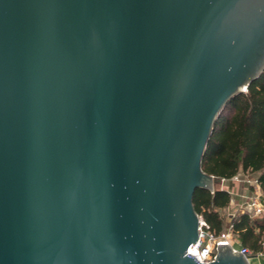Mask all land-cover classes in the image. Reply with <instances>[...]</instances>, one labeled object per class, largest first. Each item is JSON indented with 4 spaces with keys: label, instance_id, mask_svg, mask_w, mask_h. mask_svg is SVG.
Segmentation results:
<instances>
[{
    "label": "water",
    "instance_id": "obj_1",
    "mask_svg": "<svg viewBox=\"0 0 264 264\" xmlns=\"http://www.w3.org/2000/svg\"><path fill=\"white\" fill-rule=\"evenodd\" d=\"M262 72L264 0H0V264H204L202 159Z\"/></svg>",
    "mask_w": 264,
    "mask_h": 264
},
{
    "label": "trees",
    "instance_id": "obj_2",
    "mask_svg": "<svg viewBox=\"0 0 264 264\" xmlns=\"http://www.w3.org/2000/svg\"><path fill=\"white\" fill-rule=\"evenodd\" d=\"M202 169L220 180H230L241 173L256 174L257 185L264 193V72L220 114L202 159ZM230 199V193L223 189L195 192L194 209L216 236L224 231L220 211L229 206ZM230 225L231 235L241 246L252 253L261 251L264 216L239 213Z\"/></svg>",
    "mask_w": 264,
    "mask_h": 264
},
{
    "label": "built area",
    "instance_id": "obj_3",
    "mask_svg": "<svg viewBox=\"0 0 264 264\" xmlns=\"http://www.w3.org/2000/svg\"><path fill=\"white\" fill-rule=\"evenodd\" d=\"M255 183L259 188L257 181ZM241 210L242 213H249L251 217L264 216V200L261 199L260 194H256L248 199L245 207H242ZM199 219L200 224L197 244L195 246L191 245L187 250V253L194 255L198 262L204 264L211 262L215 256L218 243H226L230 245L233 251L238 252L247 258L249 264L251 258L259 259L260 257H264V244H262L260 252L252 253L248 248L241 246L239 241L231 235V225L227 232L216 236L210 232L208 225L205 224L202 218L199 217Z\"/></svg>",
    "mask_w": 264,
    "mask_h": 264
},
{
    "label": "rangeland",
    "instance_id": "obj_4",
    "mask_svg": "<svg viewBox=\"0 0 264 264\" xmlns=\"http://www.w3.org/2000/svg\"><path fill=\"white\" fill-rule=\"evenodd\" d=\"M256 174L244 173L230 179L220 181L215 184L214 188L227 190L230 193L229 206L220 211L221 216L224 219V231L227 232L232 219L239 213H242L241 208L245 207L248 199L256 194H260V197H264L261 188L256 186ZM250 264H264V257L251 258Z\"/></svg>",
    "mask_w": 264,
    "mask_h": 264
}]
</instances>
